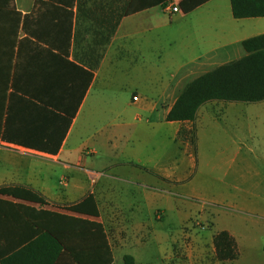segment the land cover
Wrapping results in <instances>:
<instances>
[{
	"label": "crops",
	"instance_id": "obj_1",
	"mask_svg": "<svg viewBox=\"0 0 264 264\" xmlns=\"http://www.w3.org/2000/svg\"><path fill=\"white\" fill-rule=\"evenodd\" d=\"M179 1L0 0V186H26L47 200L44 209L99 223L111 264L116 252L137 264L132 250L163 234L154 232L156 223L168 214L180 218L183 208L217 216L214 206L231 205L264 217L251 189L230 192L226 180L199 170L202 143L241 144L242 152L233 151L240 161L262 153L264 99L208 101L193 120H166L188 81L245 54L241 42L264 33V16L236 18L230 0H208L184 13ZM168 3L179 10L166 12ZM174 13V42L188 59L169 78L159 68L145 78L132 75L134 55L145 61L141 50L158 46L163 15ZM229 114L233 132L224 121ZM29 157L53 165L36 169ZM87 196L97 215L61 207ZM23 239L15 212L0 218V264H32ZM60 264L76 263L63 254Z\"/></svg>",
	"mask_w": 264,
	"mask_h": 264
},
{
	"label": "rangeland",
	"instance_id": "obj_2",
	"mask_svg": "<svg viewBox=\"0 0 264 264\" xmlns=\"http://www.w3.org/2000/svg\"><path fill=\"white\" fill-rule=\"evenodd\" d=\"M163 17L164 39L157 47L141 50L145 61H140L139 54L134 55L139 59L137 64L132 66V75L136 77L145 78L153 69L159 68L160 75L169 78L188 59V53L186 55L179 50L173 38L174 23L179 18V13L164 14ZM123 66L125 68L126 65ZM120 72L131 74L123 69ZM234 120L233 114L226 117L224 121L229 123L230 129L226 126L225 130H236L233 127ZM262 132L264 138V130ZM225 147L228 149L221 155ZM237 147L241 148V152L243 147L245 148L237 143L224 146L202 143L199 170L212 179L226 180L230 185V192L239 187L251 189L256 195L253 194L251 198L257 197L258 202L264 204V139L257 146L262 149V153L250 154L249 160L240 161L239 157L235 158L233 151ZM29 162V165H34L36 169H39L41 164L43 169L53 165L50 160L39 157H29ZM241 165L244 166L242 170ZM23 167L26 168L25 163ZM56 171L60 173V170L55 169ZM243 175L246 176L245 182ZM214 208L219 210L217 216L214 213L201 216V212L196 213L193 208H183L180 218H170L168 214L164 220L156 223L157 228L154 229V232H162L165 235L151 236L142 251L132 250L136 254L137 264H264V217L231 205ZM221 231H225L228 236L215 242L214 236ZM115 255L114 264H123L120 252Z\"/></svg>",
	"mask_w": 264,
	"mask_h": 264
},
{
	"label": "trees",
	"instance_id": "obj_3",
	"mask_svg": "<svg viewBox=\"0 0 264 264\" xmlns=\"http://www.w3.org/2000/svg\"><path fill=\"white\" fill-rule=\"evenodd\" d=\"M206 1L180 0L178 5L182 12L187 13ZM230 5L236 18L264 16V0H230ZM241 45L245 51L243 56L188 81L167 112L166 120H193L198 107L208 101L263 100L264 33L244 39ZM191 141L194 146V140ZM0 194L38 205L35 208L0 199V218L7 219L15 212V216L21 220L22 234L26 237L22 250L35 255L32 264H60L63 254H67L76 264H111V252L99 223L44 209L47 200L39 192L23 185L0 186ZM55 207L97 215L92 196L75 204ZM68 232H73V236L68 238ZM224 236H228L225 231L219 232L214 236L215 242ZM123 263L134 264L133 257L124 255Z\"/></svg>",
	"mask_w": 264,
	"mask_h": 264
},
{
	"label": "built area",
	"instance_id": "obj_4",
	"mask_svg": "<svg viewBox=\"0 0 264 264\" xmlns=\"http://www.w3.org/2000/svg\"><path fill=\"white\" fill-rule=\"evenodd\" d=\"M164 10H165L166 12L172 13V12L178 11L179 9H178L177 6L168 3V4H166V5L164 6ZM137 99H138L137 95L134 94V95L132 96V100H137ZM8 147L11 148V150H18V149H20L19 147H16V146H10V145H8ZM27 152H28V153H32L31 151H27Z\"/></svg>",
	"mask_w": 264,
	"mask_h": 264
}]
</instances>
